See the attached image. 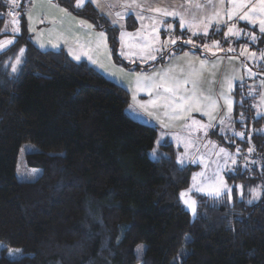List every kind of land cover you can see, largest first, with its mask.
<instances>
[{"label": "trees", "instance_id": "1", "mask_svg": "<svg viewBox=\"0 0 264 264\" xmlns=\"http://www.w3.org/2000/svg\"><path fill=\"white\" fill-rule=\"evenodd\" d=\"M54 2L104 31L115 62L139 67L121 58L117 27L92 3ZM27 4L18 0L20 32L0 51V264H264V114L253 107L259 76L235 85L230 129L214 132L227 152L250 161L223 173L230 196L193 194L191 215L179 193L195 166L179 165L170 142L151 157L157 127L127 114L121 86L61 49H38ZM10 5L0 0V38ZM220 36L214 29L205 40ZM23 143L36 146L24 156L38 169L29 180L15 175ZM238 184L258 186V198L240 199Z\"/></svg>", "mask_w": 264, "mask_h": 264}, {"label": "crops", "instance_id": "2", "mask_svg": "<svg viewBox=\"0 0 264 264\" xmlns=\"http://www.w3.org/2000/svg\"><path fill=\"white\" fill-rule=\"evenodd\" d=\"M117 1L118 0H95V2L90 3H92L101 14L106 16L111 23H113V17H117V20H120V25H118V27H122L124 26L122 15H124V13L127 14L129 11L125 12L122 8L115 9ZM165 1H170V3L176 7L164 9L179 12L184 17L186 23L189 21V23H192V26H187V29L184 27L182 30L183 32H180L181 29H179V27L181 26L179 16L169 17L161 14L159 17L162 18L159 20L163 21L155 26L157 29L156 33H153L152 29L150 33H147L149 30L143 29L142 25L138 31L135 29L124 28V31L121 32L120 29V35L121 33H124L125 35L123 39L119 35L118 53L123 60L138 65L139 67L137 68H134L135 66L125 67L122 64L115 62L111 54L106 33L102 30L94 29L93 26L89 28L88 25H91L89 22L76 17L67 10L66 13L61 12L59 10L63 8L61 6L51 7L50 5L55 4L54 0H44L46 4H49V8L46 9L48 12L46 18L48 17L47 19L51 20L50 22H57L58 20H55V18L64 19V22L60 23V27L58 28L60 36L54 37L55 33L47 38L38 36L31 30L32 28H35L34 19L32 18V20H29L26 17L27 29L31 36L32 43L38 49L54 51L61 49L67 53L70 59L86 62L105 78L125 89L128 94V103L126 106L127 114L136 120L157 127L154 149L156 150L158 146L164 142L172 143L176 150L175 159L177 163L179 165H193L195 166L193 172H195L202 168L206 161L203 160L201 163L200 160H198L197 163L190 164V160L183 161V152L188 150L195 153L197 150L198 156L202 158L203 155L201 153L204 152V146L200 145V143H202V138L201 136L196 135L200 130H203V133L205 134L203 137H208L209 141L214 142L215 147H217L214 148V152L220 147V149L223 148L216 140L214 132H221L220 128L224 124L226 125L230 122L235 103L233 89L237 83L247 79L250 81L249 84L251 85L253 83L252 81L255 79L254 77L259 76L257 81L259 89L256 99L258 100V110L262 115L264 114V72L258 71L260 68L264 69V60L261 58V54L264 53V32L256 35V39L260 38V42L255 51L254 42L244 38L245 36L243 33H240V35H232L233 37H228L226 41L222 39V42H226L227 46L221 47V43L219 42V46L217 47L213 42L214 40L220 39L205 40L204 37L207 38L212 30L216 28L223 29L224 32V28L221 26H225L224 24L227 22L226 19L220 20L219 17L213 19L214 16L210 15L207 8L199 11L202 6L201 0H196L195 6L192 7H185V0ZM253 1L257 2L259 0ZM27 2L29 4L24 6L25 13H28V8L33 11L36 1L27 0ZM86 2H89V0L84 1V3ZM99 2L106 4L107 7H101ZM143 2L147 3V0H143ZM226 2L225 9L228 5V1ZM9 4L11 3L9 2ZM134 5L139 6L138 8L140 9H137L139 12L147 9L148 17H145L143 13H140L142 15L140 17H143V19L147 18L146 22L149 24V21L153 20L149 13L151 12L149 11L151 6L136 3H134ZM197 5H199V7H197ZM117 13H120L121 16H118ZM243 13L244 11L240 12L241 15ZM81 21L86 23L81 24ZM195 24H199L200 26H194ZM115 25L117 26V24ZM249 25H251V23L245 21L240 27L249 28ZM165 26H172V31L176 28L171 39L179 36L183 38V40H188V34H190V36H192V46L185 45V48L178 49L179 46L174 47L171 43L165 42V37H163L166 33ZM208 29L209 32L207 31ZM240 29L241 28H239V30ZM205 31L208 33L205 34ZM234 31L238 30L235 29ZM101 32L104 33V38L99 37L98 34ZM223 32L221 38L225 37H223ZM127 34H131V36ZM146 34L147 36H150V39L152 40L151 47L149 48L143 47L146 41L141 38L142 35L145 37ZM157 35L158 39L156 38ZM237 42H239L238 49L234 46ZM178 43L179 42L177 41L176 44ZM162 45L164 46L161 51L160 49ZM205 46H207V50L203 49ZM246 46H248V49L245 51V54H243L242 52L245 50ZM167 47H169L167 52H164ZM172 49L175 50L173 51ZM229 49L233 50L229 51ZM146 50H148L147 53H145ZM122 52L124 55H121ZM161 52L166 54L163 56L164 61L156 63V60L162 55ZM253 52L256 53L255 57L250 55ZM144 54L155 56L156 59H149L148 57L150 55L143 57L142 55ZM76 56H79L80 59L77 60L75 58ZM201 61L204 62L203 65H201ZM248 64L249 68H251V74L249 71L246 72V66ZM146 65L147 67H144ZM165 72L168 73L169 77H174L181 82L185 79L190 81L189 84L183 85V88L181 89V94L185 96L192 95L193 86L191 81H195V94L199 99V104L194 105V107H199V111L193 110L190 113H180L181 118L176 119L174 118L173 112L170 109L163 107L160 101H157L158 106L156 107L149 103V101L157 99V90L153 89L151 95L148 90H140L137 87V76L142 75L151 77L155 73L163 74ZM260 75L263 76L260 77ZM157 82H159L158 78ZM230 84L231 90H229ZM146 85L147 81H141L142 87H145ZM184 89H187V91L185 92ZM160 92L163 94L162 90H160ZM225 98L232 101L230 112L228 110L229 106L225 102ZM213 101L215 102V106L212 105ZM192 120L199 121L200 124L205 127L192 124ZM225 130L227 129H224V131ZM220 151L221 150L217 151V154L220 155V159L231 160L230 155L232 154L228 153L226 149L223 152ZM150 155L151 157H156L158 155V150H156L155 155H153L151 151Z\"/></svg>", "mask_w": 264, "mask_h": 264}, {"label": "rangeland", "instance_id": "3", "mask_svg": "<svg viewBox=\"0 0 264 264\" xmlns=\"http://www.w3.org/2000/svg\"><path fill=\"white\" fill-rule=\"evenodd\" d=\"M35 1L36 2H35V6H34L33 11H31V9L28 8V13H25V17L28 18V14L31 13L32 18L34 19L33 20L34 21V26H35V28H34L35 31L34 32L38 36H41L42 38H44V37L47 38L48 36H51L54 33H55L54 37L60 36L58 28L60 27V23L64 22V19L55 18V20H58L57 22H55V21L54 22H50L51 20L47 19L48 17L46 18V14L48 13L46 11V9L49 8V4H46L44 2V0H35ZM201 1H202L201 2L202 6L200 7L199 11L200 10H204V9L207 8V10L209 11L210 15L214 16L216 12H219L220 13V15H219L220 20H224V19L227 20L226 24H224L225 26H221V27L224 28V32H223V29H219V28L215 29L216 32H219L221 30V35H222V32H223L224 33L223 37L224 36L225 37L221 38V36H220V40H214V41H218V42L221 43L222 39L224 41H226L228 37H233L232 35H226V33L228 32V28L230 26H234V30L235 29L238 30L240 33L244 34V36H245L244 38H247L250 41L254 42V44H255L254 51L257 50V46H258V44L260 42L259 41L260 38L252 40L250 38L249 34H255V36H256L258 33H261L260 26H259V20L264 18L263 16L256 15L254 17L256 19V23L255 24L251 23V25L248 26L249 28H246V27L242 28L240 26L243 25V22H245L246 20H240L238 18V16H237V17L233 18L231 21H229L227 19V16L225 15V10L231 8V3H229L230 0H201ZM226 1H228V5L226 6V9H225V3H227ZM247 2H248L249 5H254V4H258L259 1L254 2L253 0H251V1L247 0ZM134 3L141 4V5H146V6H151V8L160 7V8H163V9L164 8L170 9L172 7H176V6H173L170 3V1H165V0H158V1L157 0H147V3L143 2V0H134V1L133 0H118L117 1V5H115V9L116 8H118V9L122 8V10L125 11V12L129 11V12H127V14L124 13V15H122L123 16L122 18H123L124 26H122V27L119 26L118 27V25H120L119 24L120 20H117V17H115V16H114L115 18L113 17V23L110 22L112 25L117 24V26L116 25L115 26L118 27L117 28V41H118V43H119V35H120L119 30L121 29V32H123L124 31L123 29L127 28V24H126V19L127 18H130V20L128 21V24L130 22V23H132L135 26L133 29L138 31L140 26L142 25L143 29H148L149 30L147 33H150V31H151V29H153V27H155L159 22L161 23V21H163V20H159V19L162 18V17H159L161 15V13H156V12H152L151 11L149 13L151 14V17L153 18V20H150L149 24H147L148 23V22H146L147 18H144V19L140 18V16H142L140 13H143V15L145 17H148L147 9H144L143 11L139 12V10H137V9H140V8H138L139 6H135ZM184 3H185V7H192V6H195L196 0H185ZM75 4H77V0H76ZM99 5H101V7H104V8L107 7V5L104 4V3H100ZM11 6L12 5H10L8 7L9 8V12L8 11L7 12H8V16L9 17L7 16V18L5 20V24L3 26V31H5L4 30L5 28L8 29V30H6L7 31V35L1 37L0 41H5V40L13 38V32H11V30H10L13 27V25L11 23L13 17L11 15H9V13L13 12V11L17 12L16 9L17 10L19 9V11H21V7H18V6L13 7L12 6L13 8H10ZM247 10H248L247 8H244V9L241 10V12H243V11L245 12ZM17 19H18V17H17ZM39 21H43V22L41 23ZM114 21H115V23H114ZM187 26H189V27L192 26V23H189V21H188L185 24V28L186 29H187ZM194 26H200V25L199 24H195ZM203 26H205V25H203ZM171 27H169V26L166 27L165 26L166 33H165V36L163 35V37H165L164 41L167 42V43H169L168 41H169V39L172 38V35H173ZM183 28L179 27V29H181L180 32H183L182 31ZM239 28H241V29L239 30ZM207 31L209 32V29ZM146 36H147V34H146ZM188 36H189L188 40H183V38H181L179 36H177V38H174L176 40V42L177 41L179 42L178 44H180V46H179L180 48H182L181 47L182 45H187V46L190 45V46H192V44H193L192 42L191 43H186L189 40L191 41V37L192 36H190V34H188ZM125 38H126V36H125ZM141 38H143V35H142ZM204 39H205V37H204ZM238 43L239 42H237L236 49H238ZM175 44H172V46L175 45ZM176 46H178V45L176 44ZM226 46H227V44H226ZM6 47H8V45ZM6 47H4L3 49H0V51L4 50ZM168 48L169 47H167L164 52H167ZM203 49L207 50V47H203ZM247 49H248V46H246L245 50H247ZM245 50L242 52L243 54H245ZM147 51L148 50H146L145 53H147ZM164 52L163 53L161 52V53L164 54ZM253 53H255V52H253ZM148 55H150V54H144L142 56L144 57V56H148ZM15 63H17V62H15ZM248 69H251V68H249V64L246 66V72H248ZM252 72H255V71H252ZM256 73H258V72H256ZM263 75H260V77L263 76ZM247 91L249 92V88L247 89ZM250 91H251V89H250ZM255 92H258L257 88H255ZM249 95H250V92L246 94L247 97H249ZM257 95L255 97H257ZM253 107H254V109L256 111V115H260L261 112L258 110L259 108H258V100L257 99H256V102L254 100ZM229 127H230V123L229 122L226 125L224 124L220 128V130H221L220 133L224 132V129L229 130L230 129ZM251 131H253V130L248 129V131L244 134V135H246L247 140H248V137H249V133ZM259 131L261 133H264V127L261 128ZM196 135L201 136V138H202V143H200V145L204 146V149H203L204 152L201 153L203 156H202V158L200 156H198L197 150H196L195 153H192L191 151L185 150L183 152V154H184V160L183 161L190 160L189 163L193 164V163H197L198 160H200L201 163H202L203 160H205L206 163L199 170H197L195 172H192L188 187L183 189V190H181L180 193H179V198H180L184 208L191 215H193L192 209L188 206V204L185 203V200H188L189 202L195 201L194 197H193V194H197V193L205 195V196H217V195H215V193L213 191V189H216V188H219V190H220V194L219 195L227 193L230 196L231 195V187L228 186V184L225 182L223 173L226 172V171H234L235 168L238 167L239 165L242 166V167H245V166H247V164H245V162H247V161L249 162L250 161V160H247L248 156L246 154H241L240 155V160H237L235 158V154L236 153H232V155H230L231 156V160H222V159H220V155L217 154V151L221 150L220 149L221 147L219 149H216L215 152H214L213 151L214 148H217V147H215L213 141H209L208 137H203L205 135L203 133V130H200L198 132V134H196ZM241 136H243V135H239V137H241ZM34 149H36V146L33 145V144H30V143H23L21 145V147L19 149L18 156H17L16 171H15V175H16L17 179H19V180L28 179L29 180V179L34 178L38 174V169L32 168V167H28L26 165V163H25V158H24L26 152L32 151ZM224 151H225V149H224ZM248 151H249V149H248ZM248 151L246 150V153H248ZM220 152H222V151H220ZM228 153H230V152H228ZM228 153H227V155H228ZM259 191L260 190H259L258 186H254L253 185V186H251V187H249V188L244 190V188H243V186L241 184L237 185V196L240 199L245 197V200H246V197H248L247 201H252V200L257 199L258 195H259ZM181 193H185V195L182 197ZM1 246L2 245L0 244V250L2 248ZM143 250H144V246L142 244H138L135 247V253L137 255H140V252H142ZM6 254L9 257H15L18 254V250L8 249ZM136 264H140V263L138 262Z\"/></svg>", "mask_w": 264, "mask_h": 264}, {"label": "snow or ice", "instance_id": "4", "mask_svg": "<svg viewBox=\"0 0 264 264\" xmlns=\"http://www.w3.org/2000/svg\"><path fill=\"white\" fill-rule=\"evenodd\" d=\"M9 2L11 3V5L13 7L18 6V0H9ZM89 2H95V0H89ZM231 3V8L226 9L225 10V15L227 16V19L229 21H231L234 17H237L240 20H246L249 21L252 24L256 23V19L254 18L256 15H261L264 16V0H259L258 4H254V5H249L247 0H230ZM84 4V0H77V4L76 7H82ZM51 7H58V5L52 4L50 5ZM197 7H199V5H197ZM247 8L248 10L245 11L242 15L240 14L241 10ZM61 12H65L66 10L61 8L59 9ZM149 11L152 12H156V13H161L163 16H169V17H180V26L181 28L185 27L186 21L184 20V17L176 11H168L166 9L160 8V7H156V8H150ZM9 15H11L13 17L11 23L13 25V27L10 29L11 32L13 33H19L20 32V27H19V20L17 19V17L19 16V13L17 12H10ZM117 15L119 16L120 13H117ZM220 13L216 12L213 19L219 17ZM141 19H143V17H140ZM28 19L32 20V15L31 13L28 14ZM39 22H43V21H39ZM81 24L86 23L84 21L80 22ZM115 23V21H114ZM259 26H260V31L264 32V18L259 20ZM89 28L92 27V25H88ZM171 27V26H169ZM5 31L8 30L7 28L4 29ZM32 31H35L34 28L31 29ZM157 29L154 27L152 29L153 33H156ZM206 34V31H205ZM99 37L104 38V33L101 32L98 34ZM124 33H121V37L123 39L124 37ZM129 36H131V34H127ZM226 35H240L239 31H234V26H230L228 28V32L226 33ZM250 38L252 40L256 39L255 34H249ZM158 39V35L156 37ZM143 39L146 41L145 44L143 45L144 48H149L151 47V43L152 40L150 39V36H145L143 37ZM171 44H175L176 40L175 39H169L168 41ZM14 43L13 39H8L5 41H0V49H3L4 47H6L7 45H10ZM186 43H191V41H187ZM213 44L215 46H219V42L218 41H214ZM163 46L161 47V51L163 50ZM207 47V46H205ZM233 49H229V51H232ZM246 51V50H245ZM21 52H23V49H21ZM121 55H124V53L122 52ZM187 55V54H186ZM252 57L256 56V53H251L250 54ZM77 60L80 59L79 56L75 57ZM149 59H156L155 56H149ZM261 58L264 59V53L261 54ZM95 62V61H93ZM17 63H19V58H17ZM204 62L201 61V65H203ZM12 70L16 71V66L13 65L12 66ZM182 71V70H181ZM249 73L251 74V69H248ZM157 78L159 80V82H157ZM141 81H147V85L145 87L141 86ZM190 81L185 79L182 82L174 77H169L168 73L165 72L163 74L160 73H155L153 74V76L149 77V76H142V75H138L137 76V87L140 90H148L149 94L151 95L152 90L156 89L157 90V99L156 100H152L149 101L150 104H152L154 107L158 106L157 105V101H160L163 105V107L170 109L173 114H174V118L176 119H180V113H190L193 110L199 111V107H194V105H198L199 104V99L196 97L195 94V81H191L192 86H193V93L190 96H185L183 94H181V89L183 88V85H187L189 84ZM160 90H162V93L160 92ZM229 90H231V84L229 85ZM184 91L186 92L187 89H184ZM207 99V98H206ZM225 102L228 104L229 106V112L231 111V105H232V101L228 98H225ZM212 105L215 106V102H212ZM143 107V105H142ZM207 114V113H205ZM167 115V113H166ZM192 124L194 125H199L200 127H205L204 125H201L199 121L196 120H192ZM238 135H243V133H238ZM221 151L223 152L224 149H221ZM249 151H252V149H249ZM156 150L153 149L152 154L155 155ZM215 195H219L220 194V190L219 188L213 189ZM185 195V193H181V196L183 197ZM185 203L188 204V206L192 209L193 214H195L196 212V208H195V201H191L189 202L188 200H185Z\"/></svg>", "mask_w": 264, "mask_h": 264}]
</instances>
